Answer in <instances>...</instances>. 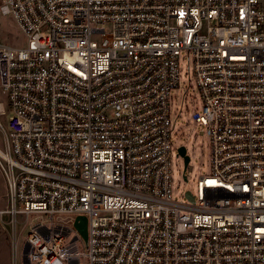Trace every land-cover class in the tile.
Returning a JSON list of instances; mask_svg holds the SVG:
<instances>
[{"label":"built area","instance_id":"built-area-1","mask_svg":"<svg viewBox=\"0 0 264 264\" xmlns=\"http://www.w3.org/2000/svg\"><path fill=\"white\" fill-rule=\"evenodd\" d=\"M0 12L25 39L0 44V214L16 229L19 215L49 216L22 245L16 231L13 264H264V0H1ZM182 55L211 166L176 200Z\"/></svg>","mask_w":264,"mask_h":264},{"label":"rangeland","instance_id":"rangeland-1","mask_svg":"<svg viewBox=\"0 0 264 264\" xmlns=\"http://www.w3.org/2000/svg\"><path fill=\"white\" fill-rule=\"evenodd\" d=\"M0 29V44L23 45L25 43L24 35L11 15H2L0 12ZM180 64V84L170 94V114L172 121L175 122L171 166L172 193L176 200L186 199L185 192L188 190L197 194L198 178L209 174L211 166L210 138L207 134V127L194 118L195 113L202 112L203 100L196 81L190 77L191 71H189L187 56H181ZM0 120L7 127L8 116H2ZM182 145L186 146L191 158L186 171L189 176L188 180L184 178V158L178 155V147ZM0 149L5 150V136L1 129ZM6 193L7 183L0 170V210L8 207ZM41 220L48 222L49 216L31 214L25 221L19 215L16 229L9 214H0V264H13L12 252L16 231L18 232V243L22 245L31 227ZM63 221L68 223L67 218Z\"/></svg>","mask_w":264,"mask_h":264},{"label":"water","instance_id":"water-1","mask_svg":"<svg viewBox=\"0 0 264 264\" xmlns=\"http://www.w3.org/2000/svg\"><path fill=\"white\" fill-rule=\"evenodd\" d=\"M178 153L184 158L185 162V170L188 168L190 163V155L187 152L186 146L182 145L178 148ZM186 177V175H185ZM187 195L190 196L193 199V196L191 195V192L188 191ZM76 227L80 231V233L84 236L85 239H87V218L85 216H79L76 221Z\"/></svg>","mask_w":264,"mask_h":264}]
</instances>
